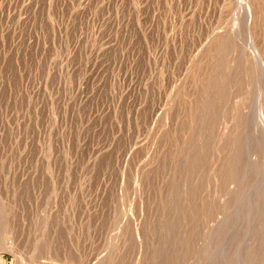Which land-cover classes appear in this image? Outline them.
<instances>
[{"label":"rangeland","instance_id":"rangeland-1","mask_svg":"<svg viewBox=\"0 0 264 264\" xmlns=\"http://www.w3.org/2000/svg\"><path fill=\"white\" fill-rule=\"evenodd\" d=\"M0 264H264V0H0Z\"/></svg>","mask_w":264,"mask_h":264},{"label":"bare ground","instance_id":"bare-ground-1","mask_svg":"<svg viewBox=\"0 0 264 264\" xmlns=\"http://www.w3.org/2000/svg\"><path fill=\"white\" fill-rule=\"evenodd\" d=\"M252 46V45H251Z\"/></svg>","mask_w":264,"mask_h":264}]
</instances>
